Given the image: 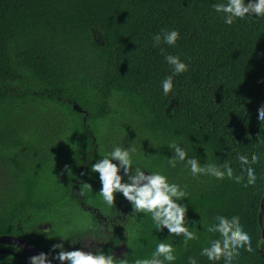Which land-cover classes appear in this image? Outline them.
<instances>
[{
	"label": "trees",
	"instance_id": "16d2710c",
	"mask_svg": "<svg viewBox=\"0 0 264 264\" xmlns=\"http://www.w3.org/2000/svg\"><path fill=\"white\" fill-rule=\"evenodd\" d=\"M217 2L226 0H0V236L27 239L54 259L53 245L68 244L91 222L97 230L106 224L105 232L110 226L108 239L117 245L103 243L106 253L124 247L123 258L131 260L132 249L149 257L158 239H167L173 264H188L189 256L210 264L199 255L212 235L209 218L234 213L253 249H241L234 264H264V144L256 135L264 138V122L255 119L264 101V16L229 26L211 7ZM163 28L180 31L175 46H153ZM168 53L189 70L174 76L164 96ZM170 141L201 163L227 161L234 174L233 149L256 151L257 182L242 186L194 178L183 164L171 168ZM130 142L134 158L186 186L187 219L199 239L185 246L167 229L155 231L150 214L143 221L131 215L122 194L111 208L96 194L101 185L91 163ZM85 182L91 188L81 194ZM31 256L0 244V264H30Z\"/></svg>",
	"mask_w": 264,
	"mask_h": 264
},
{
	"label": "clouds",
	"instance_id": "9594fccd",
	"mask_svg": "<svg viewBox=\"0 0 264 264\" xmlns=\"http://www.w3.org/2000/svg\"><path fill=\"white\" fill-rule=\"evenodd\" d=\"M211 7L220 14L223 22L229 26L237 19L243 21L252 17L264 16V0H226V2L214 3ZM180 38L181 34L178 29L163 28L153 35V46H159L161 43L175 46ZM160 51L164 52V49L161 48ZM164 59L171 66V74L161 80L160 86L163 95L168 96L174 88V76L186 73L189 70V64L182 60L178 54L168 53ZM255 119L260 124L264 122V101L257 105ZM256 135L257 140L264 144V138ZM132 143L130 142L128 147L113 144L110 152L100 154L102 159L91 163L90 171L99 174L101 185L96 194L109 208L115 206L116 194H122L131 205V215L143 214L144 218H140L143 221L150 214L155 231L162 232L167 229L169 237L173 235L182 237L185 246L189 241L199 239L197 232L191 230L194 226H191L187 219L188 204L184 201L189 194L186 191V186L170 181L162 171L151 170L149 163H142L138 158H134L133 153L136 150L131 146ZM168 148L173 153L171 157H167L168 166L175 168L177 164H183L194 178L206 175L214 177L218 181H239L242 186L245 182L248 185H254L257 182V173L252 165L259 163L262 157L256 151L242 153L233 149L231 159L237 169L234 174L227 161L221 164L201 163L196 157H189L185 147L175 141H170ZM66 168L71 179L73 173L68 166ZM156 168L158 169V166ZM90 188L91 185L85 182L81 194H83V189ZM209 219L210 222L206 226V231L212 235L206 238L199 250V255L204 260L209 261L210 264L216 261H219V264H234L241 249L248 252L253 251L251 237L238 221L236 214L232 213L227 216L213 214ZM200 223L203 226V218ZM105 226L106 224L97 230L94 224L85 222L82 230L92 233L85 237H92L94 240L99 239L103 243L114 241L117 245L115 240L108 239L111 235L109 234L111 229L107 225L108 231L105 232ZM141 227L142 224L136 225L134 232L136 236H139ZM60 237L63 240L69 239H65L64 236ZM72 243H77V240L72 239ZM53 248L59 249L54 259L60 261L61 264H65V262L67 264H173L177 260L175 246L173 243L167 242V239H158L149 257L137 256L135 250L132 249L131 260L129 255L123 259H117L111 250L106 253L101 248H96L95 251L82 249L68 251L64 250L62 243L53 245ZM29 259L30 264H52L47 253L31 256ZM187 261L188 264H199L195 256H189Z\"/></svg>",
	"mask_w": 264,
	"mask_h": 264
},
{
	"label": "water",
	"instance_id": "95a60500",
	"mask_svg": "<svg viewBox=\"0 0 264 264\" xmlns=\"http://www.w3.org/2000/svg\"><path fill=\"white\" fill-rule=\"evenodd\" d=\"M263 216H264V198L263 202L261 205V211L259 215V221L262 225L263 221ZM263 235H264V229H263ZM1 243H6V244H14L19 246L20 248L24 249L25 251L29 252L32 256L39 255L40 253H45L33 244L30 243L27 239L20 238L18 236L14 235H1L0 236V244ZM126 251L125 249H120L119 251L116 252L115 256L117 259H121L125 256ZM48 259L52 261V264H57L55 261H53L49 256Z\"/></svg>",
	"mask_w": 264,
	"mask_h": 264
},
{
	"label": "flooded vegetation",
	"instance_id": "af4514ba",
	"mask_svg": "<svg viewBox=\"0 0 264 264\" xmlns=\"http://www.w3.org/2000/svg\"><path fill=\"white\" fill-rule=\"evenodd\" d=\"M88 235L85 233L82 229L76 228L74 232L71 234L70 241L68 244H64V250H76V249H82L84 251H95L96 248H101L103 245V242H101L99 239L94 240L92 237H85ZM72 239L74 241L77 240V243L73 244ZM31 243V242H30ZM5 244V243H1ZM32 244V243H31ZM34 245V244H33ZM95 245V246H93ZM35 246V245H34ZM37 247V246H36ZM38 248V247H37ZM122 248V247H121ZM40 249V248H39ZM122 249H125L124 247ZM41 250V249H40ZM43 251V250H42ZM118 251V250H117ZM114 254H116V252ZM27 252V251H26ZM44 252V251H43ZM29 253V252H28ZM30 254V253H29ZM31 255V254H30ZM50 257V256H49ZM51 258V257H50ZM52 259V258H51ZM57 264H60L61 262L58 260H54ZM60 262V263H59ZM67 263V262H65Z\"/></svg>",
	"mask_w": 264,
	"mask_h": 264
},
{
	"label": "rangeland",
	"instance_id": "374dc122",
	"mask_svg": "<svg viewBox=\"0 0 264 264\" xmlns=\"http://www.w3.org/2000/svg\"><path fill=\"white\" fill-rule=\"evenodd\" d=\"M1 181H4V179H3V177L0 175V182H1Z\"/></svg>",
	"mask_w": 264,
	"mask_h": 264
}]
</instances>
